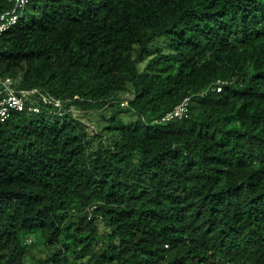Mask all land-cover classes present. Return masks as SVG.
Masks as SVG:
<instances>
[{
    "label": "trees",
    "instance_id": "1",
    "mask_svg": "<svg viewBox=\"0 0 264 264\" xmlns=\"http://www.w3.org/2000/svg\"><path fill=\"white\" fill-rule=\"evenodd\" d=\"M16 12L0 77L40 112L0 124V264H26L33 236L54 250L36 264H264V0Z\"/></svg>",
    "mask_w": 264,
    "mask_h": 264
},
{
    "label": "built area",
    "instance_id": "2",
    "mask_svg": "<svg viewBox=\"0 0 264 264\" xmlns=\"http://www.w3.org/2000/svg\"><path fill=\"white\" fill-rule=\"evenodd\" d=\"M16 6L12 13H8L2 16L0 20V34L8 31L10 28L16 25L20 15L16 12L17 9H23L29 0H9ZM224 82L219 81L218 85L214 87V90L221 91ZM36 91L33 92H20L16 87L14 79L11 77H0V124L5 123L14 112H23L25 110L31 113H39L40 108L38 106L29 105L28 101L32 98ZM36 100H43L50 103L45 96L41 95ZM191 98L187 97L180 102L173 110L166 113L159 122L166 123L175 119H182L189 113Z\"/></svg>",
    "mask_w": 264,
    "mask_h": 264
},
{
    "label": "rangeland",
    "instance_id": "3",
    "mask_svg": "<svg viewBox=\"0 0 264 264\" xmlns=\"http://www.w3.org/2000/svg\"><path fill=\"white\" fill-rule=\"evenodd\" d=\"M145 64L141 65V68H144ZM132 97L130 94H125L121 96V101L124 102V106H127L128 100ZM75 113L78 114L79 111L77 109H74ZM113 111V107H110L109 109L102 110V111H91V122L95 125H97L99 128H102L103 126L108 124V121L105 119L104 116L110 117L111 113ZM125 116V115H122ZM138 116L133 117H126L127 121H134L137 120ZM102 231L105 230V227L101 224ZM35 237L28 239V244H31L30 247V253L26 259V264H36L38 259H46L51 256L53 253V249H48L44 245L40 243H35Z\"/></svg>",
    "mask_w": 264,
    "mask_h": 264
}]
</instances>
